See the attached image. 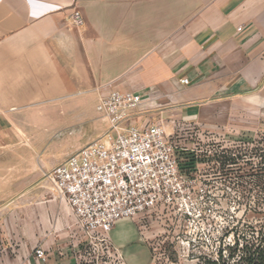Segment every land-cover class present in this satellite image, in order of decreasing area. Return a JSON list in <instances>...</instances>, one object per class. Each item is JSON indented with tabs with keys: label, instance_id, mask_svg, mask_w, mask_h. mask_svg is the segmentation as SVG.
Segmentation results:
<instances>
[{
	"label": "crops",
	"instance_id": "1",
	"mask_svg": "<svg viewBox=\"0 0 264 264\" xmlns=\"http://www.w3.org/2000/svg\"><path fill=\"white\" fill-rule=\"evenodd\" d=\"M106 87L144 98L129 121L139 127L187 125L233 141L264 132V0H0V153L14 122L51 120V106L82 104L89 92L97 102ZM44 185L30 249L0 264H95L71 209ZM144 218L108 234L124 264H153Z\"/></svg>",
	"mask_w": 264,
	"mask_h": 264
},
{
	"label": "rangeland",
	"instance_id": "2",
	"mask_svg": "<svg viewBox=\"0 0 264 264\" xmlns=\"http://www.w3.org/2000/svg\"><path fill=\"white\" fill-rule=\"evenodd\" d=\"M94 93L83 95L82 104L51 106L57 109L51 120L14 122L10 149L0 153V255L8 252L13 257L11 252L22 250L21 245L30 249V240L41 227L37 221L43 209L39 196L47 193L45 171L106 132L95 112ZM47 107L41 106V112H49ZM240 139L264 145V132ZM248 159L240 157L231 168L199 170L203 176L220 174L219 179L195 184L197 199L202 197V220L189 222L163 207L145 215L153 264H201L219 260L218 255L220 264H234L248 251L264 248V166L257 164L254 153ZM20 220L30 222L26 233Z\"/></svg>",
	"mask_w": 264,
	"mask_h": 264
},
{
	"label": "built area",
	"instance_id": "3",
	"mask_svg": "<svg viewBox=\"0 0 264 264\" xmlns=\"http://www.w3.org/2000/svg\"><path fill=\"white\" fill-rule=\"evenodd\" d=\"M72 20L75 26L83 23L78 12ZM180 83L188 85L189 81ZM143 102L141 95L132 92L111 87L99 90L95 112L106 132L44 173L52 194L69 206L85 234L83 256L93 258L95 264L107 260L124 264L108 237L118 221L142 218L162 207L189 222L202 220V197L197 199L195 184L219 179L220 174L203 176L199 170L231 168L240 157L248 162L250 153L264 166L262 144L229 140L187 125L174 124L171 134L160 123L131 124L133 112ZM183 153L194 160L189 171L181 167ZM34 255L45 261L42 248H36Z\"/></svg>",
	"mask_w": 264,
	"mask_h": 264
},
{
	"label": "trees",
	"instance_id": "4",
	"mask_svg": "<svg viewBox=\"0 0 264 264\" xmlns=\"http://www.w3.org/2000/svg\"><path fill=\"white\" fill-rule=\"evenodd\" d=\"M182 163L183 164L181 165V167L187 169V171H189V169L193 168L194 166V160L189 158L188 155L183 156ZM218 256V259L220 260L221 255ZM219 260L208 261L201 264H220ZM234 264H264V248H262V250L255 249L254 252L248 251L239 259L237 263Z\"/></svg>",
	"mask_w": 264,
	"mask_h": 264
},
{
	"label": "bare ground",
	"instance_id": "5",
	"mask_svg": "<svg viewBox=\"0 0 264 264\" xmlns=\"http://www.w3.org/2000/svg\"><path fill=\"white\" fill-rule=\"evenodd\" d=\"M53 198V197H52Z\"/></svg>",
	"mask_w": 264,
	"mask_h": 264
}]
</instances>
